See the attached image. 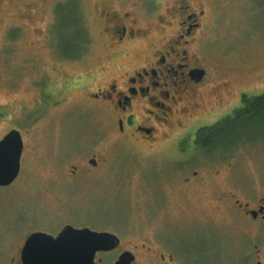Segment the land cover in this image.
Listing matches in <instances>:
<instances>
[{
	"label": "rangeland",
	"instance_id": "obj_1",
	"mask_svg": "<svg viewBox=\"0 0 264 264\" xmlns=\"http://www.w3.org/2000/svg\"><path fill=\"white\" fill-rule=\"evenodd\" d=\"M200 1L211 10L202 47L209 73L243 83L246 97L264 93V0ZM116 4L0 0L5 120L25 140L18 177L0 187L2 239L28 221L57 229L69 219L130 237L134 231L137 242L160 240L179 264H255L264 220L254 221L235 201L264 200V116H249L245 98L233 93L235 117L241 115L216 143L188 144L187 134L180 146L162 129L154 143L118 137L113 111L76 86L63 87L85 74L91 76L85 87L110 79L114 47L104 37L101 9ZM93 156L97 168L88 163ZM74 165L79 177L67 181ZM186 177L193 178L185 183Z\"/></svg>",
	"mask_w": 264,
	"mask_h": 264
},
{
	"label": "flooded vegetation",
	"instance_id": "obj_2",
	"mask_svg": "<svg viewBox=\"0 0 264 264\" xmlns=\"http://www.w3.org/2000/svg\"><path fill=\"white\" fill-rule=\"evenodd\" d=\"M161 4L162 0H118V4L102 8L101 14L106 22L104 37L114 47L107 55L113 61L108 75L110 79L95 87H85L91 79L85 74L76 80H66L63 87L69 90L76 86V90L88 92L89 99L113 111L117 117L115 134L118 137L128 136L154 143L162 129V135L180 146L189 139L187 134H190L188 144L191 140L194 144L219 140L217 131H228L236 108H240H232L233 93L239 94L242 101L246 97V91L241 87L243 83H236L228 76L211 75L204 64L209 62L202 47L211 10L202 1L173 0ZM199 69H204L205 73L197 79ZM258 84L261 82L248 81L245 85L256 88ZM8 91V79L0 58V141L12 129L19 130L11 128L9 121L5 120L10 103ZM194 124L196 128L192 127ZM179 132L182 135L174 139L172 135ZM22 138L25 151L23 135ZM88 163L92 168L99 166L94 156L88 159ZM82 171L93 173L86 166ZM196 174L194 171L193 177ZM75 177H79V171L74 165L65 179L70 181ZM193 177L183 180L187 183ZM235 202L254 221L264 220L263 198L255 206L238 199ZM66 220L57 229L41 228L28 221L21 224L20 232L11 238L2 239L0 233V264H26L24 248L33 233L46 232L56 237L69 224L117 236L118 240L111 248L95 252V264H115L124 252L134 255L133 264H179L175 253L167 250L160 240L137 242L133 239L134 231L130 237L117 228ZM254 247L255 264H264V248L259 243Z\"/></svg>",
	"mask_w": 264,
	"mask_h": 264
},
{
	"label": "water",
	"instance_id": "obj_3",
	"mask_svg": "<svg viewBox=\"0 0 264 264\" xmlns=\"http://www.w3.org/2000/svg\"><path fill=\"white\" fill-rule=\"evenodd\" d=\"M197 73L200 79L205 70L199 69ZM23 147V138L17 129H12L0 141V186L9 185L18 177ZM117 240L109 232L69 224L56 237L46 232L33 233L27 240L23 259L26 264H95V252L111 248ZM134 258L131 252H124L115 264H133Z\"/></svg>",
	"mask_w": 264,
	"mask_h": 264
},
{
	"label": "trees",
	"instance_id": "obj_4",
	"mask_svg": "<svg viewBox=\"0 0 264 264\" xmlns=\"http://www.w3.org/2000/svg\"><path fill=\"white\" fill-rule=\"evenodd\" d=\"M245 112L252 117H263L264 116V93L259 94L257 96H248L245 97ZM241 113L238 111L236 114V117L234 119H238L240 117ZM222 132L219 131L218 137L222 136ZM216 139L214 141H210L209 144L216 143ZM208 144V143H207Z\"/></svg>",
	"mask_w": 264,
	"mask_h": 264
}]
</instances>
